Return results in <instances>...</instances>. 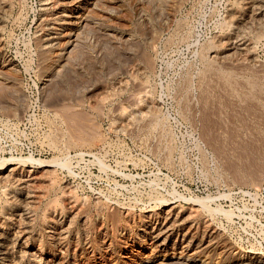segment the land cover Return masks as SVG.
Listing matches in <instances>:
<instances>
[{"label":"rangeland","instance_id":"obj_1","mask_svg":"<svg viewBox=\"0 0 264 264\" xmlns=\"http://www.w3.org/2000/svg\"><path fill=\"white\" fill-rule=\"evenodd\" d=\"M0 264H264V0H0Z\"/></svg>","mask_w":264,"mask_h":264},{"label":"bare ground","instance_id":"obj_2","mask_svg":"<svg viewBox=\"0 0 264 264\" xmlns=\"http://www.w3.org/2000/svg\"><path fill=\"white\" fill-rule=\"evenodd\" d=\"M84 1V0H83ZM254 7V6H253ZM81 8V5H79L78 3H77V5H75V8H73L72 10H71V12H69V13H74V12H79V9ZM256 9V8H255ZM252 10V9H251ZM230 15V14H229ZM71 16V14H69L68 15V17H70ZM252 17V16H251ZM260 17V16H259ZM62 20V19H61ZM237 20V19H236ZM242 21H243V19H242ZM244 25V24H243ZM250 26V25H249ZM258 33V32H257ZM261 34V33H260ZM235 38V37H234ZM237 38V37H236ZM233 39V38H232ZM244 44V43H243ZM239 45V44H238ZM238 47V46H237ZM242 50V49H241ZM235 53V52H234ZM244 53V52H243ZM246 53V52H245ZM228 54V53H227ZM239 54V53H238ZM254 55V54H253ZM245 56V55H244ZM233 62V61H232ZM128 115V114H127ZM122 121V120H121ZM24 162V161H23ZM41 163H44L43 164V166L45 167H47L49 164H47V162H45V161H43V162H41ZM51 168V167H50ZM2 169V168H1ZM44 170V169H43ZM7 173V172H6ZM41 174V173H40ZM27 177V176H26ZM12 180V179H11ZM33 181V180H32ZM48 182V181H47ZM23 183V182H22ZM28 183V182H27ZM29 184V183H28ZM27 184V185H28ZM26 186V185H25ZM26 188V187H25ZM25 190V189H24ZM26 191V190H25ZM25 198H27V197H25ZM46 199V198H45ZM165 199V198H164ZM27 200V199H26ZM192 200V199H191ZM97 201V200H96ZM27 203V202H26ZM71 204V203H70ZM163 204V203H162ZM176 204V203H175ZM203 205V204H202ZM174 206V205H173ZM173 206H171L170 204H166L165 203V206L163 207V209L161 210V212H160V215L159 214H157V215H159V216H157L158 218L157 219H155V222H151V223H149L148 225H146L145 227H143V228H145L144 230H145V233L146 234H148V235H146V236H149L150 238H152L154 241H155V243H156V245H157V248L159 247V248H165V247H170V248H175L176 246H186L187 248H194L195 250H196V248L197 247H201V244H202V241H205L206 242V240H203L202 239V236H200L201 237V239H195L193 236H191V235H187V237L186 236H184L181 240H176L175 239V241H174V239L172 240V239H170V237H169V233L172 231L171 230V228H173L174 226H173V224H174V222L176 221V220H178V217H179V213L177 212H175L174 210H173ZM98 207V206H97ZM177 207V206H176ZM194 208V207H193ZM178 209V208H177ZM191 210V209H190ZM40 211V210H39ZM148 212V211H147ZM197 212H198V210H197ZM74 213H76V212H74ZM189 213V212H188ZM154 214H155V212H154ZM153 214V215H154ZM199 214V213H198ZM70 216V215H69ZM72 216V215H71ZM184 216V215H183ZM31 217V216H30ZM149 217V216H148ZM154 217H155V215H154ZM189 217V216H188ZM150 218V217H149ZM152 218V217H151ZM181 218V217H180ZM179 218V219H180ZM185 218V217H184ZM183 218V219H184ZM205 218V217H204ZM26 219V218H25ZM151 220V219H150ZM188 220V219H187ZM190 220V219H189ZM196 221V220H195ZM194 221V222H195ZM149 222V221H148ZM178 222V221H177ZM142 223V222H141ZM179 224V223H178ZM190 224V223H189ZM192 224V223H191ZM195 225V224H194ZM177 226V225H176ZM179 226V225H178ZM191 226V225H190ZM212 226V225H211ZM199 227V226H198ZM204 227V226H203ZM177 228V227H176ZM208 228V227H207ZM186 229V228H185ZM217 229V228H216ZM68 230V229H67ZM174 230H175V228H174ZM212 230V229H211ZM5 232V231H4ZM136 232H138L137 230H136ZM60 233V232H59ZM144 233V234H145ZM177 233V232H176ZM185 233V232H184ZM184 233L182 234V236L184 235ZM218 233V232H217ZM5 234H7V233H5ZM137 234V233H136ZM140 234V233H139ZM142 234V233H141ZM188 234V233H187ZM206 234V233H205ZM2 235V234H1ZM15 235V234H14ZM193 235V234H192ZM196 235V234H195ZM12 236V235H11ZM143 236V235H142ZM174 236V235H173ZM6 237V236H5ZM8 237V236H7ZM17 237V236H16ZM178 237V236H177ZM204 237V236H203ZM174 238H175V236H174ZM196 238H199V237H197L196 236ZM206 238V237H205ZM59 239V238H58ZM136 239V238H135ZM213 239V238H212ZM21 240V239H20ZM60 240V239H59ZM209 240V239H208ZM207 240V241H208ZM215 241V240H214ZM153 242V241H152ZM2 243V242H1ZM58 243V242H57ZM60 243V242H59ZM11 244V243H10ZM22 244V243H21ZM149 244H150V242H149ZM153 244V243H152ZM204 244V243H203ZM208 244V243H207ZM65 245V244H64ZM206 245V244H205ZM3 246V245H2ZM21 246V245H20ZM17 247V246H16ZM155 248V247H154ZM180 248V247H179ZM186 248V249H187ZM204 248V247H203ZM206 248V247H205ZM204 248V249H205ZM11 249V248H10ZM180 249H182V248H180ZM185 249V250H186ZM202 249V248H201ZM154 250V249H153ZM165 250V249H164ZM171 250V249H170ZM191 250V249H190ZM173 251V250H172ZM39 252V251H38ZM155 252H158V251H155ZM191 252V251H190ZM200 252V251H199ZM195 253V252H194ZM197 253V252H196ZM193 257V256H192Z\"/></svg>","mask_w":264,"mask_h":264}]
</instances>
